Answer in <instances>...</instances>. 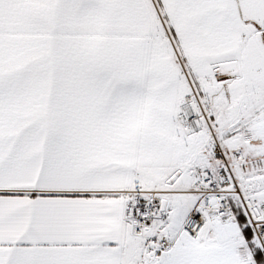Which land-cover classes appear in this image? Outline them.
I'll return each instance as SVG.
<instances>
[{"label": "snow or ice", "instance_id": "6c2138e0", "mask_svg": "<svg viewBox=\"0 0 264 264\" xmlns=\"http://www.w3.org/2000/svg\"><path fill=\"white\" fill-rule=\"evenodd\" d=\"M0 264H264V0H0Z\"/></svg>", "mask_w": 264, "mask_h": 264}]
</instances>
